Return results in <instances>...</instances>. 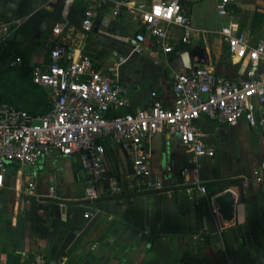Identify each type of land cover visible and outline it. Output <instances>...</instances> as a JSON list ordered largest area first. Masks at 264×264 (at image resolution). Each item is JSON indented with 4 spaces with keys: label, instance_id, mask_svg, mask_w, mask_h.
Segmentation results:
<instances>
[{
    "label": "crops",
    "instance_id": "0c3cea01",
    "mask_svg": "<svg viewBox=\"0 0 264 264\" xmlns=\"http://www.w3.org/2000/svg\"><path fill=\"white\" fill-rule=\"evenodd\" d=\"M158 1L131 0L147 7ZM93 2L77 1L65 9L63 0H0V24L24 21L17 30L32 49L30 68L48 63L49 49L55 42L67 50L68 58L82 53L107 62L112 51L122 52L119 78L132 106L139 109L150 106L151 92L169 107L173 76L179 72L206 66L229 79L240 76L245 62L229 52L219 35L229 22L239 23L253 39L264 36V0H233L226 17L217 13L216 0H180L194 29L191 41L183 44L180 30L170 27L175 44L172 53L163 54L147 35L143 43H136L140 51L134 52L135 37L143 33L134 15L113 19L111 11L103 8L91 31L81 30L83 12ZM56 27L61 29L58 34L53 32ZM17 79L23 86L29 84L27 79ZM43 91L47 94L37 88L33 95L28 92L24 96L34 105L44 99ZM18 103L31 108L27 102ZM19 104L11 105L23 109ZM194 123L207 134L205 144L212 150L211 156L196 160L202 183L243 179L237 184L205 187L207 196L232 192L235 204L230 221L215 218L207 196L194 186H189L190 194L186 187L93 204L48 203L43 198L48 197L50 188L52 198L85 200L87 176L78 158L55 154L34 165H6L0 188V257L10 264L36 253L64 259L65 264H264V192L254 182L256 168L264 163L262 131L244 120L233 127L219 126L205 117ZM150 149L147 163L152 173L148 181L159 182L163 188L183 186L180 172L190 165L191 154L179 137L157 134ZM105 164L122 188L118 195L147 191L132 178L130 157L111 141L106 144ZM29 183L34 184L32 195L24 193ZM110 196L117 195L104 186L98 198ZM85 213L90 217L85 218Z\"/></svg>",
    "mask_w": 264,
    "mask_h": 264
},
{
    "label": "built area",
    "instance_id": "2783aa9c",
    "mask_svg": "<svg viewBox=\"0 0 264 264\" xmlns=\"http://www.w3.org/2000/svg\"><path fill=\"white\" fill-rule=\"evenodd\" d=\"M82 0H63L65 9ZM83 12L81 30L89 33L93 21L103 8L109 9L113 19L123 14L136 16L143 33L136 35L132 51L139 52L136 43H143L145 35L167 55L175 50L170 27L181 32L180 41L188 44L194 29L184 13L180 0L134 4L131 0H93ZM233 0H216L217 13L226 17ZM16 20L0 24V43H5L23 24ZM60 28H54L58 34ZM220 38L229 52L245 62L244 71L236 79L218 75L203 66L173 76V101L165 107L156 92H151V104L146 109L134 108L127 97V89L119 78V65L105 67L87 54L68 58L67 50L55 42L48 53L46 65H35L31 70L32 83L46 90L51 110L33 115L0 99V188L6 165L15 162L21 166L34 165L44 158L76 156L86 173L84 199L98 198L106 186L112 195L122 192L119 181L109 174L105 164L109 140L119 145L131 159V172L137 186L145 190L163 188L161 183L148 181L152 170L147 160L151 157L150 143L157 134L176 135L191 154L190 165L180 172L181 185L194 186L207 196L201 186L197 158L211 156L205 144L207 134L195 125L205 117L219 126H236L244 120L249 127H258L264 138V36L253 39L239 23L229 22L221 28ZM19 57L10 58L8 66L17 68ZM124 109L125 113L111 116ZM146 144L147 148L143 147ZM254 182L264 192V163L254 174ZM24 193L32 195L34 184L29 183ZM48 197H53L49 189ZM216 196H207L212 215L221 218ZM85 213V218L90 217ZM232 263V261H230ZM0 264H10L0 257ZM17 264H65L64 259H50L36 253Z\"/></svg>",
    "mask_w": 264,
    "mask_h": 264
},
{
    "label": "water",
    "instance_id": "95a60500",
    "mask_svg": "<svg viewBox=\"0 0 264 264\" xmlns=\"http://www.w3.org/2000/svg\"><path fill=\"white\" fill-rule=\"evenodd\" d=\"M61 23L65 24V21L62 20ZM133 48V46H132ZM121 56V58H120ZM122 52L116 50L111 52V57L109 61H99L98 63L102 66L105 67H111L114 65H121L122 62ZM94 61H96L93 58ZM97 62V61H96ZM196 69V68H194ZM165 153V149H163V154ZM243 182L242 178H233V179H227V180H220V181H215V182H209V183H202L200 184L201 186L207 187V186H212V185H229V184H237ZM186 186H180V187H173V188H161V189H156V190H147V191H140V192H135L133 194H122V195H117V196H110V197H105V198H95L92 200H79V201H71V200H63L59 198H52V197H44L43 200L54 204L58 206H75V205H83V204H93V203H99V202H106V201H114V200H122L126 198H131V197H138V196H147L151 194H157V193H166L169 191L173 190H178V189H185ZM214 202L218 205L219 207V213L221 215V218L226 221H230L233 218L234 214V204H235V198L232 194V192L227 191L224 192L223 194H220L215 197Z\"/></svg>",
    "mask_w": 264,
    "mask_h": 264
},
{
    "label": "trees",
    "instance_id": "16d2710c",
    "mask_svg": "<svg viewBox=\"0 0 264 264\" xmlns=\"http://www.w3.org/2000/svg\"><path fill=\"white\" fill-rule=\"evenodd\" d=\"M18 36H19V30L16 31L12 40L6 41L5 43H0V74L2 71H8V74L9 73L14 74L18 76L19 78L22 77L24 79H27L29 84L27 85L25 89L27 90V93L24 92V95L25 94L28 95V92H29V95H33L35 92V89L37 88L39 89L40 87L35 86L32 83V79H31V70L33 66L30 68V56H31L32 49L30 46L25 45L22 41V38ZM16 57H19L21 59L20 66H18L17 68L9 67L8 66L9 59L16 58ZM24 95L21 97L26 98ZM41 96L42 97L44 96V99L36 101L34 105L30 104L31 101L27 102V104H30L29 106L31 107L29 109L30 111H27L28 113L33 114V115H43L51 110V105L48 102V99L46 100L47 94L43 91ZM0 99L2 100V98ZM17 99H18L17 102L21 101V98H19V96ZM41 107L44 109L41 111H37V108H41ZM110 115L117 116V115H120V113L113 111L111 112ZM108 142L109 140H105V142H103L105 150H106V144Z\"/></svg>",
    "mask_w": 264,
    "mask_h": 264
},
{
    "label": "rangeland",
    "instance_id": "374dc122",
    "mask_svg": "<svg viewBox=\"0 0 264 264\" xmlns=\"http://www.w3.org/2000/svg\"><path fill=\"white\" fill-rule=\"evenodd\" d=\"M141 29L144 30V28L141 25ZM103 40H108V38H103ZM98 63V62H97ZM27 85L23 86L21 81L17 80L16 76L14 74H8V71H2L0 74V98H2L3 101H6L9 104H19L18 96L21 98L22 102H29L31 101L29 98H23L21 96L24 95V92L22 91L24 88L26 89ZM20 101V102H21ZM19 106L27 111H30L28 108Z\"/></svg>",
    "mask_w": 264,
    "mask_h": 264
}]
</instances>
